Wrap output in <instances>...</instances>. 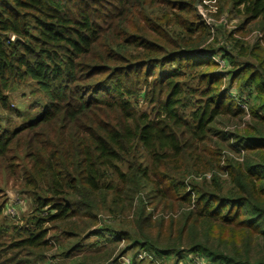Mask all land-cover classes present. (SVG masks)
<instances>
[{
	"label": "trees",
	"instance_id": "obj_1",
	"mask_svg": "<svg viewBox=\"0 0 264 264\" xmlns=\"http://www.w3.org/2000/svg\"><path fill=\"white\" fill-rule=\"evenodd\" d=\"M255 30L264 0H0V110L48 98L0 133V264H264Z\"/></svg>",
	"mask_w": 264,
	"mask_h": 264
},
{
	"label": "rangeland",
	"instance_id": "obj_2",
	"mask_svg": "<svg viewBox=\"0 0 264 264\" xmlns=\"http://www.w3.org/2000/svg\"><path fill=\"white\" fill-rule=\"evenodd\" d=\"M205 13L204 9L201 11ZM208 17L207 21L212 25V32L216 33V24L222 23L221 21H215L212 17H209L208 14L205 13ZM234 18V17H233ZM232 25H235V22L231 19ZM232 26V27H233ZM246 40H249L246 38ZM262 42V41H261ZM219 63L221 69H225L227 66V62L225 59L219 58ZM8 96L10 98L11 103L14 105L15 109L21 113L22 117H18L15 114H11L10 121L7 112L4 110H0V133L8 127L10 124L19 126L21 119L22 121H29L31 119L36 118L46 107L48 103V98L45 93L40 89L36 80L31 77H27L25 80L21 82V84L15 85V87L8 92ZM143 109H146V105L143 106ZM7 200L9 205L10 212L17 213L16 216H21L26 212L30 205L29 199L19 192L18 186L14 187L12 184L7 187ZM13 216V215H12ZM53 233V231H51ZM123 245V244H121ZM52 255L49 254L48 257L50 258ZM145 257V256H144ZM190 255H186V258L183 260L186 264H192L190 259ZM206 260L205 258H203ZM122 260V257H121ZM54 264H58V260H55ZM207 261V260H206ZM189 262V263H188ZM47 264V263H42ZM213 264V263H209Z\"/></svg>",
	"mask_w": 264,
	"mask_h": 264
},
{
	"label": "built area",
	"instance_id": "obj_3",
	"mask_svg": "<svg viewBox=\"0 0 264 264\" xmlns=\"http://www.w3.org/2000/svg\"><path fill=\"white\" fill-rule=\"evenodd\" d=\"M221 22H227L226 18L225 17H222L221 18ZM210 23V22H209ZM211 24V23H210ZM263 38H264V33L259 31V30H255L253 31L248 37L247 39H260L263 41ZM210 177V174L208 175ZM146 256L145 254L142 255L140 257H144ZM132 256L131 255H126L124 257H122V262L123 264H132ZM204 257H201V256H197L196 258H194L193 260H191V263L192 264H209L208 261L204 260L203 259Z\"/></svg>",
	"mask_w": 264,
	"mask_h": 264
},
{
	"label": "water",
	"instance_id": "obj_4",
	"mask_svg": "<svg viewBox=\"0 0 264 264\" xmlns=\"http://www.w3.org/2000/svg\"><path fill=\"white\" fill-rule=\"evenodd\" d=\"M15 40H17V37L15 38Z\"/></svg>",
	"mask_w": 264,
	"mask_h": 264
}]
</instances>
